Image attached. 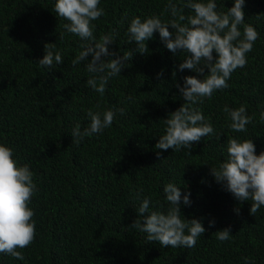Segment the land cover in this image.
Returning <instances> with one entry per match:
<instances>
[{
  "label": "trees",
  "instance_id": "1",
  "mask_svg": "<svg viewBox=\"0 0 264 264\" xmlns=\"http://www.w3.org/2000/svg\"><path fill=\"white\" fill-rule=\"evenodd\" d=\"M168 2L100 0L105 15L92 21L94 35L99 41L111 34L114 42L107 47L116 53L106 59L135 49L126 34L133 17L172 19L170 12L161 15ZM172 2L179 6L182 0ZM215 2L220 13L233 6V0ZM55 3L0 0V144L13 149L17 166H29L37 187L29 204L35 240L22 250L24 260L0 254V264H264V207L250 215L252 201H237L210 174L227 160L232 138L252 139L255 154L264 152V0H245V23L259 39L247 54V66L232 73L229 87L197 105L215 133L195 144L190 155L186 149H155L167 127L163 120L185 103L176 85L183 87L184 77L197 76L178 70L186 54L174 56L154 33L147 42L149 52H133L128 67L109 80L101 97L86 83L87 61L75 67L71 63L86 42L66 32L68 21L54 11ZM183 15L194 13L185 8ZM46 44H55L64 60L51 70L37 65ZM225 105H244L249 116L255 114L247 132L229 128ZM118 108L123 115L115 112ZM89 109L113 110V124L77 144L72 131L77 124L81 130L89 125ZM169 183L180 188L182 197L190 193L191 205L181 202V213L206 229L194 248H163L130 228L145 197L152 201L151 211H167L163 188ZM229 228L231 238L220 242L215 233Z\"/></svg>",
  "mask_w": 264,
  "mask_h": 264
},
{
  "label": "clouds",
  "instance_id": "2",
  "mask_svg": "<svg viewBox=\"0 0 264 264\" xmlns=\"http://www.w3.org/2000/svg\"><path fill=\"white\" fill-rule=\"evenodd\" d=\"M99 5L100 0H56L54 11L68 21L63 25L66 32L86 42L71 61L72 65L75 67L87 61L85 70L89 78L86 83L103 97L109 80L128 67L127 62L132 59L133 52L147 54V42L158 32L161 43L174 56L186 54L179 64L180 72L189 70L197 76H203V79L186 76L183 87L176 85L185 103L163 120L167 125L165 134L159 137L155 145V149L162 151L172 149L178 152L186 149L190 155L195 144L215 133L210 118H206L197 105L211 100L214 93L229 87L232 73L247 66V54L259 39L256 29L245 23V0H233V6L226 13L216 11L215 0H187L186 3L182 0L179 6L169 0L161 13L170 12L172 19L167 22L155 15L143 20L139 16L131 19L126 34L128 43H134L136 47L115 59H106L116 56L107 47L114 42L111 34L101 35L99 41L94 35L92 21L105 15ZM185 8L191 9L194 15H183ZM183 21L187 23H181ZM240 26H243V33ZM59 38H63V33ZM89 56L92 57L90 61L87 60ZM63 62L62 54L55 50V44H46L45 55L37 65L51 70L54 64L61 65ZM162 76L163 69L157 73V79ZM172 76H176V71H173ZM115 112L124 114L122 108ZM115 112L109 109L101 113L89 109V125L81 130L77 124L72 131V141L79 144L84 137L100 134L110 128ZM223 112L231 120L229 128L235 133L247 132V125L252 124L255 118V114L248 115L244 105L236 109L225 105ZM260 121L264 123V111L260 113ZM226 152L227 160L219 168H211L210 174L237 201L243 203L251 200L249 214L255 216L264 207V152L256 155L252 139L241 141L237 138L227 141ZM159 156L160 151H157ZM33 175L28 165L17 166L12 148L0 144V254L17 260H24L22 250L29 247L36 237L35 213L29 207L37 191ZM163 194L170 205L167 211H151L152 201L145 197L140 203L138 218L130 228L146 233L149 242H158L163 248H194L206 229L200 220H188L181 213V202L184 206L191 205L190 193L182 197L180 188L169 183L163 188ZM136 198L140 199L139 192ZM235 211L239 214L240 210L236 208ZM213 226L214 221L209 224V227ZM215 236L220 242L228 241L231 238L230 228L218 231Z\"/></svg>",
  "mask_w": 264,
  "mask_h": 264
}]
</instances>
